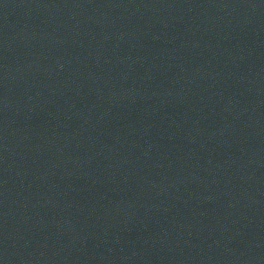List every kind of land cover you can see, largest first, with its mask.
I'll return each instance as SVG.
<instances>
[{"label":"water","instance_id":"water-1","mask_svg":"<svg viewBox=\"0 0 264 264\" xmlns=\"http://www.w3.org/2000/svg\"><path fill=\"white\" fill-rule=\"evenodd\" d=\"M0 264H264V0H0Z\"/></svg>","mask_w":264,"mask_h":264}]
</instances>
